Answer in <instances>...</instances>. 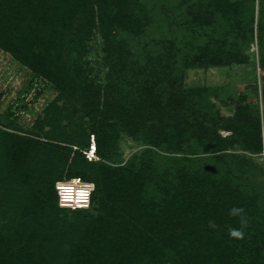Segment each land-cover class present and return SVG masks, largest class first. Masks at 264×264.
Listing matches in <instances>:
<instances>
[{
	"label": "trees",
	"instance_id": "16d2710c",
	"mask_svg": "<svg viewBox=\"0 0 264 264\" xmlns=\"http://www.w3.org/2000/svg\"><path fill=\"white\" fill-rule=\"evenodd\" d=\"M0 51L55 92L28 129L0 115V264H264V0H0ZM248 64L261 85L183 82ZM72 178L86 210L58 206Z\"/></svg>",
	"mask_w": 264,
	"mask_h": 264
},
{
	"label": "rangeland",
	"instance_id": "374dc122",
	"mask_svg": "<svg viewBox=\"0 0 264 264\" xmlns=\"http://www.w3.org/2000/svg\"><path fill=\"white\" fill-rule=\"evenodd\" d=\"M257 6H255V12ZM102 42L96 35L88 43V50L84 59L89 63L94 74L99 79H103L107 71L102 51ZM255 43L249 49V54H253L256 60ZM263 71L256 67L253 72L251 64L236 66L228 69L208 68V69H190L184 76V83L201 86H227L232 91L238 92L247 85L256 81L261 85V76ZM100 80V81H101ZM49 84L39 78L30 79L28 73L20 64L12 60L7 53L0 51V115L14 120L21 128L31 127L35 115L41 116L47 103L51 101L55 92L48 90ZM229 90V91H230ZM217 104L218 101L216 100ZM221 113L228 115L227 109H221ZM225 134V133H223ZM91 139V137H90ZM122 157L127 159L133 153H137L142 146L125 139L119 144ZM255 163L264 167V154L256 158Z\"/></svg>",
	"mask_w": 264,
	"mask_h": 264
},
{
	"label": "clouds",
	"instance_id": "9594fccd",
	"mask_svg": "<svg viewBox=\"0 0 264 264\" xmlns=\"http://www.w3.org/2000/svg\"><path fill=\"white\" fill-rule=\"evenodd\" d=\"M65 183L66 182H64V181H57L56 187H57L58 193L59 192L71 193L72 192V189L69 187H66ZM75 183L79 184L80 181L76 180ZM93 188H94V185H88L87 186V189H91L90 190V196H91ZM68 202H73L77 206H80V207H87L89 204V191L88 190H82V191H79L75 196L65 195V196L61 197V206L62 207L68 206ZM244 213H245V210L243 208H240V207H232L231 209H229V215L231 217H238L239 223H240V228L229 227L227 229L228 236L231 239L241 240L244 238V229L248 226V218ZM208 226L210 228H213V229L218 227L215 224V221H209Z\"/></svg>",
	"mask_w": 264,
	"mask_h": 264
},
{
	"label": "built area",
	"instance_id": "2783aa9c",
	"mask_svg": "<svg viewBox=\"0 0 264 264\" xmlns=\"http://www.w3.org/2000/svg\"><path fill=\"white\" fill-rule=\"evenodd\" d=\"M263 154H264V140H263ZM83 155L85 157V159L87 161H95L97 160V156L95 154V143H94V139H93V136H91V139H90V145L88 147V149L86 151H83ZM76 180H79L80 183L77 184L75 183ZM66 182L65 183V186L66 187H69L72 189V192L71 193H65V192H59L57 191V187H56V184H55V190H56V194H57V203H58V206L60 208H64V209H70V210H86L90 207V190L91 189H87V186L88 185H92L90 183H84L82 182L80 179L78 178H72L68 181H64ZM82 190H88L89 191V204L87 207H80V206H77L75 203L73 202H68V206H64L62 207L61 206V197L65 196V195H72V196H75L79 191H82Z\"/></svg>",
	"mask_w": 264,
	"mask_h": 264
}]
</instances>
